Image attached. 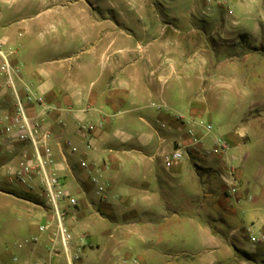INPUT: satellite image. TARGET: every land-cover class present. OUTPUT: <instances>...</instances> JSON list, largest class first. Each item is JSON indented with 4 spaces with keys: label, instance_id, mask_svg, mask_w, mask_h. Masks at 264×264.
<instances>
[{
    "label": "crops",
    "instance_id": "1",
    "mask_svg": "<svg viewBox=\"0 0 264 264\" xmlns=\"http://www.w3.org/2000/svg\"><path fill=\"white\" fill-rule=\"evenodd\" d=\"M101 1L0 0V40L13 54L10 60L18 68V77L54 105V110L43 116V123L53 133L50 144L61 181L77 199L76 206L63 208V224L72 233V250L79 254L86 249L96 219L105 220L102 212L122 211L133 183L152 175L155 164L170 170L172 165L164 163L165 153L186 147L189 157L203 156L195 153V148L211 149L215 140L223 138L211 133L212 127L207 128L210 124L199 115L184 116L170 102L173 94L187 98L184 88L178 92L173 89L171 80L180 77L178 69L189 65L166 54L184 50L172 39L180 31L172 21L183 15L177 16L169 6L178 0H155L166 4V22H159L155 12L143 14L142 9L150 5L148 0L142 2L139 12L118 10L113 14L95 11ZM148 18L156 20L153 25L136 22ZM65 52H85L87 57L67 68L62 63ZM2 93L0 109H5L10 104L9 91L5 88ZM36 112L38 106L34 105L30 114ZM65 140L71 147L64 145ZM234 140L245 141L246 137L238 135ZM225 141L227 148L218 154H225L230 146ZM24 151L31 152L28 143H17L12 151L0 144V219L1 215L7 218L0 220V231L15 227L8 217L16 204L38 219L24 225L22 242L29 243L17 252L3 251L6 258L0 263L16 264L12 258L18 257V264L47 259L65 264L62 255L55 257L50 252L57 239L53 235L56 219L49 203L32 200L35 188L12 180ZM81 160L91 168L81 166ZM224 169L222 180L234 182L233 176L226 174L228 168ZM93 175L104 187L103 192L91 182ZM261 181L264 184V177ZM228 188L231 194L236 192V188ZM141 193H147V188ZM219 206L215 207L223 208ZM46 222L51 223L50 228L39 232L38 226ZM260 223L264 235V217ZM246 257V264H264V260ZM80 264H85L82 256ZM116 264L134 262L120 259Z\"/></svg>",
    "mask_w": 264,
    "mask_h": 264
},
{
    "label": "rangeland",
    "instance_id": "2",
    "mask_svg": "<svg viewBox=\"0 0 264 264\" xmlns=\"http://www.w3.org/2000/svg\"><path fill=\"white\" fill-rule=\"evenodd\" d=\"M143 1L102 0L95 11L139 12ZM148 1L143 14L155 12L159 22H166V4ZM169 7L183 15L172 21L180 30L172 39L184 50L166 54L189 65L171 80L173 89L184 88L187 98L173 92L170 102L184 116L199 115L230 146L215 156L186 154L170 170L155 164L152 175L133 183L122 211L102 212V221L95 218L93 234L80 251L85 264H116L120 259L138 264H242L244 258L246 264L247 255L264 260V246L249 240L261 234L264 217V0H178ZM155 21L136 22L151 26ZM62 56L67 68L87 57L85 52ZM238 135L246 140L233 141ZM224 168L235 179L230 185L235 193L220 176ZM143 187L147 193L142 195ZM31 188L32 200L47 205L37 180ZM221 204L222 209L215 207ZM29 213L19 204L10 212L8 220L15 227L0 231L1 263L3 251L17 252L29 243L22 242L24 225L38 219Z\"/></svg>",
    "mask_w": 264,
    "mask_h": 264
},
{
    "label": "built area",
    "instance_id": "3",
    "mask_svg": "<svg viewBox=\"0 0 264 264\" xmlns=\"http://www.w3.org/2000/svg\"><path fill=\"white\" fill-rule=\"evenodd\" d=\"M10 54L11 51L7 50L4 42L0 40V77L3 78L2 83H0V94H3V89H8V98L10 100L8 107L0 109V144L7 151H12L17 143H28L31 146L30 153L22 152L12 180L21 185H26L28 188H31L32 181H38L41 191L45 195L56 219V228L53 235L57 242L51 247V254L55 257L62 255L65 264H80V254L71 248L72 233L63 224V208L76 206L77 199L61 181L50 144L53 139V133L45 128L43 123V116L54 110V105L50 104L41 92H35L29 85L21 81L17 75L18 68L10 60ZM34 105L38 106V112L30 114V110ZM207 128H210V125H207ZM196 141L194 139V142ZM214 144L215 146L210 150L205 149L203 151L195 148V153L200 152L203 156L218 154L227 148V142L223 138H218ZM64 145L71 147V143L68 140L64 141ZM184 148L186 147H179L169 153H165L163 155L164 163L167 166H171L179 162L186 154H189V151L184 150ZM80 164L83 167L91 168V165L84 160H81ZM230 176L232 177V175ZM90 179L93 184L97 185L99 193L104 191V187L98 185L97 176L93 175ZM223 180L228 185L234 183ZM232 190L234 189L232 188ZM50 226V222L41 224L38 226V231L44 232ZM249 240L253 244L264 246L263 234L258 237L251 235ZM57 246L60 249H57ZM12 260L16 262L17 258L13 257ZM133 262L137 263L136 260ZM28 264L56 263L52 259H47L34 260Z\"/></svg>",
    "mask_w": 264,
    "mask_h": 264
}]
</instances>
